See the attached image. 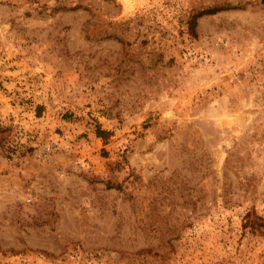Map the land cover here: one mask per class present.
<instances>
[{
  "label": "rangeland",
  "instance_id": "374dc122",
  "mask_svg": "<svg viewBox=\"0 0 264 264\" xmlns=\"http://www.w3.org/2000/svg\"><path fill=\"white\" fill-rule=\"evenodd\" d=\"M0 264H264V0H0Z\"/></svg>",
  "mask_w": 264,
  "mask_h": 264
}]
</instances>
